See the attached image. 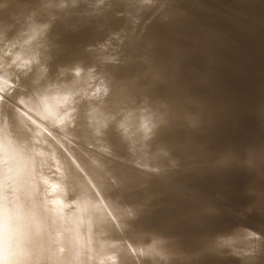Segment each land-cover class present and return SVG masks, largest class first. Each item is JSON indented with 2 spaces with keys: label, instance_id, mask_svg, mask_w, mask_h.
<instances>
[{
  "label": "rangeland",
  "instance_id": "1",
  "mask_svg": "<svg viewBox=\"0 0 264 264\" xmlns=\"http://www.w3.org/2000/svg\"><path fill=\"white\" fill-rule=\"evenodd\" d=\"M31 142L51 259L16 264H264V0H0V155Z\"/></svg>",
  "mask_w": 264,
  "mask_h": 264
},
{
  "label": "bare ground",
  "instance_id": "2",
  "mask_svg": "<svg viewBox=\"0 0 264 264\" xmlns=\"http://www.w3.org/2000/svg\"><path fill=\"white\" fill-rule=\"evenodd\" d=\"M34 138V137H33ZM32 139V138H31ZM45 139V138H44ZM21 140V139H20ZM30 140V139H29ZM44 141V140H43ZM30 142V141H29ZM39 142V141H38ZM43 143V142H42ZM50 143V142H49ZM12 144V143H11ZM16 144V145H15ZM33 142H31L27 147L24 146V148H19V144L17 143H14L12 144V146L14 148H11V150L9 151V153H11V156H14L13 158L10 159L11 156H8V150L4 147L2 149V155H0V162H3L1 163L0 167L6 163V160L9 162V165L12 167V170L9 171L8 169L5 170L4 169V166H3V170H0L1 173L3 171H6V172H10L9 174H11V172L13 171H17L19 170V168L21 169H24L26 170V168H35V170L33 171V173H35L36 169H38L37 173L36 174H33L35 176V180L37 182L38 185L35 186V189H39L40 192L38 194L39 198L38 199L37 197V194H35V198H37V201L34 202L33 204L34 205V208H30L28 207L26 204H24L23 202L21 201H18L16 200L15 202H12L10 203L9 201H6V200H3V197L1 196L0 197V264H16V261L17 260H20V261H24L25 258H28L30 256L31 258V255L32 254H35L34 253V250L38 251L39 253H41L42 255H44L46 252H48V256H49V259L48 261L51 259V256H50V252L47 248V245L46 244V241L48 243H50V238H51V234L48 233V232H42L41 231V228L38 226L40 222V219L43 218V216L47 217V213L45 212L44 210V206L42 205V200L44 199L46 201V199L50 198V196L48 197L47 196V192L46 190L49 189V184H48V187H44L45 190V193L42 195V192H43V187H41L39 185V183H42V178H43V175L42 173L39 172V169L41 168H44L46 166H41L42 163H40L38 161V156L39 154H37L35 151L36 149H34V146H33ZM42 145V144H40ZM48 145V144H47ZM40 147V146H39ZM37 147V148H39ZM43 147H45L43 145ZM47 147V146H46ZM50 148H52L50 146ZM49 148V150H50ZM56 149V148H55ZM55 149L53 148V152L55 151ZM41 150V149H40ZM43 150V149H42ZM1 151V150H0ZM13 151V152H12ZM59 151V150H58ZM61 151V150H60ZM32 152H34V154H32ZM50 152V151H49ZM48 152V153H49ZM1 153V152H0ZM6 153V155H5ZM39 153V152H38ZM46 153V152H45ZM55 153V152H54ZM57 153V152H56ZM51 154V153H50ZM59 154V153H58ZM63 154V153H62ZM53 157L55 156V158H57L56 154H52ZM46 156V160H48L47 158V154H45ZM48 156L50 157V155L48 154ZM63 156V155H62ZM35 158V159H34ZM61 158V156H60ZM65 158V157H64ZM50 159V158H49ZM63 159V158H62ZM66 159V158H65ZM5 160V161H4ZM55 160V159H54ZM59 160V158L57 159ZM61 160V159H60ZM45 161V160H44ZM62 161V160H61ZM46 162V161H45ZM58 162V161H57ZM64 162V161H63ZM63 162H61L63 164ZM56 163V162H55ZM60 163V162H59ZM44 164V163H43ZM46 164V163H45ZM71 164V163H70ZM5 165V164H4ZM8 164L6 166H9ZM58 165V164H57ZM67 165V164H66ZM49 166V164L47 165ZM54 166V165H53ZM40 167V168H39ZM52 167V166H50ZM61 167V171H59L58 169L55 171H59V172H62V174H64L65 172H68L66 171V169H68V166H60ZM70 167V166H69ZM2 168V167H1ZM6 168V167H5ZM10 168V167H9ZM53 168V167H52ZM55 168V167H54ZM57 168V167H56ZM71 168V167H70ZM70 168L68 169L70 171V173H73L74 171H71ZM73 168V167H72ZM20 169V170H21ZM51 169V168H50ZM25 170L22 172L24 173ZM55 170V169H54ZM74 170V169H73ZM78 170V169H77ZM44 171V170H43ZM53 171V170H52ZM12 172V173H13ZM39 172V174H38ZM53 171V173H55ZM83 172V171H82ZM49 173V171H48ZM51 173V172H50ZM58 173V172H57ZM81 173V172H80ZM2 174L5 175V173L3 172ZM9 174H8V179H9ZM14 174V173H13ZM11 174V181L10 182H14L12 181V175ZM17 174H20V173H17ZM61 174V173H60ZM66 174V173H65ZM69 173H67L65 176L68 175ZM79 174V173H78ZM15 175V174H14ZM26 175V174H25ZM51 175V174H50ZM58 175V174H57ZM56 175V176H57ZM21 177L22 175H18V177ZM46 176V175H45ZM52 176V175H51ZM54 176V175H53ZM63 176V177H64ZM70 176H74V175H70ZM7 177V176H6ZM19 177V178H20ZM78 177V175H77ZM76 177V178H77ZM81 177V176H80ZM77 178L79 181H82V177L81 178ZM1 178V177H0ZM4 179L5 176L3 177ZM23 178V177H22ZM26 178V177H25ZM70 178V177H69ZM74 178V180L76 179ZM16 179V178H15ZM14 179V180H15ZM46 179V178H45ZM59 179H63V178H59ZM67 179V178H66ZM7 180V179H6ZM19 180V179H18ZM24 180V178H23ZM49 180V179H48ZM69 180V179H68ZM72 180H73V177H72ZM95 180V179H94ZM2 181V179H1ZM20 181V180H19ZM65 181V179H64ZM71 181V180H69ZM79 181H73L72 183L74 182H79ZM3 182V181H2ZM45 182V181H44ZM63 182V181H62ZM9 183V182H8ZM15 183V182H14ZM81 182H79L78 184H80ZM88 183V182H87ZM4 184V183H3ZM66 184V183H65ZM68 184V183H67ZM77 185V183H75ZM74 184V185H75ZM13 185V184H12ZM16 185V184H15ZM44 185V184H42ZM51 185V184H50ZM71 185V183H70ZM69 185V187H70ZM40 186V187H39ZM18 187V186H16ZM72 188H74L75 186H71ZM70 187V188H71ZM79 185L76 187L77 189ZM12 188V187H11ZM19 188V187H18ZM42 188V189H41ZM13 189V188H12ZM22 189V188H20ZM51 189V188H50ZM55 189V188H54ZM4 190V189H3ZM38 190V191H39ZM42 190V192H41ZM13 191V190H12ZM48 193H49V190H47ZM53 191V190H52ZM55 191V190H54ZM72 191V190H71ZM77 192L79 190H76ZM76 191L73 192L76 193ZM19 192V191H18ZM51 192V190H50ZM17 193V192H16ZM20 193V192H19ZM80 193V192H79ZM6 194V193H5ZM14 194V193H12ZM11 194V195H12ZM49 194H52L49 193ZM48 194V195H49ZM55 194V193H54ZM53 194V195H54ZM78 194V193H77ZM76 194V195H77ZM8 195V194H7ZM46 196L45 198L42 199V196ZM37 196V197H36ZM78 197V196H77ZM52 198V197H51ZM50 198V199H51ZM54 198V197H53ZM48 201V200H47ZM46 201V202H47ZM51 201V200H50ZM78 202V201H77ZM61 204V203H60ZM57 205V204H56ZM59 206V205H58ZM49 207V206H48ZM57 207V206H55ZM61 207V206H60ZM75 208V207H74ZM77 208V207H76ZM58 212V211H56ZM54 213V211H53ZM46 214V215H45ZM62 214V213H61ZM44 220V219H43ZM42 227V226H41ZM50 231V230H49ZM49 235V236H48Z\"/></svg>",
  "mask_w": 264,
  "mask_h": 264
},
{
  "label": "water",
  "instance_id": "3",
  "mask_svg": "<svg viewBox=\"0 0 264 264\" xmlns=\"http://www.w3.org/2000/svg\"><path fill=\"white\" fill-rule=\"evenodd\" d=\"M5 155H6V153H5ZM20 169L21 168H19V170L14 171V172L15 173L18 172L21 174L22 172H20V171L25 170V168H24V170L23 169L20 170ZM33 171H34V168H28V169L26 168L25 172L22 173V176L23 177L25 176L26 178L24 177L25 179L24 180L21 179L20 182L18 180L17 173L16 174L14 173L15 177H17L16 179L18 180V183H20L19 186L22 187V189H20L21 191H20V193H18V195L16 197L11 198L12 202H15L16 200L21 201L32 209L34 208V205H35L33 203L37 201V198L40 199L38 196V189L37 188L35 189V186L38 184L35 180V176L33 175L34 174ZM130 189L128 190V191H131V192H129V195L131 197L134 196V198H135L136 193H132V190H130ZM39 192H40V190H39ZM35 194H37V196H38V197L36 196L37 198L34 197Z\"/></svg>",
  "mask_w": 264,
  "mask_h": 264
}]
</instances>
